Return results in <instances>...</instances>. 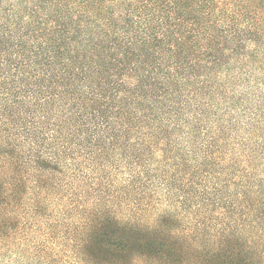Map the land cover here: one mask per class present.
Masks as SVG:
<instances>
[{
    "label": "trees",
    "instance_id": "16d2710c",
    "mask_svg": "<svg viewBox=\"0 0 264 264\" xmlns=\"http://www.w3.org/2000/svg\"><path fill=\"white\" fill-rule=\"evenodd\" d=\"M3 250L264 264V0H0Z\"/></svg>",
    "mask_w": 264,
    "mask_h": 264
},
{
    "label": "rangeland",
    "instance_id": "374dc122",
    "mask_svg": "<svg viewBox=\"0 0 264 264\" xmlns=\"http://www.w3.org/2000/svg\"><path fill=\"white\" fill-rule=\"evenodd\" d=\"M251 96L249 95V97H247L248 98L246 101V103H248L247 105H253L256 102V100L258 99L257 96H252V97ZM238 111L234 112V114H236L237 116H242V115H240V112H238ZM249 113L250 112H248L247 115H249ZM247 120H248V118H246L244 116L240 117V123H242V124L246 125ZM242 132L243 131L241 130L238 133H234V134L230 135V137H228V139L226 141V143H227L226 146H228V145L230 146V145L238 142L239 140H241L242 139L241 136L243 135ZM8 253L9 252L4 251V250L0 251V264H38V262L36 261V258H34V260H33L32 257H28L29 259L27 258L25 261H20ZM58 264H61V263H58Z\"/></svg>",
    "mask_w": 264,
    "mask_h": 264
}]
</instances>
